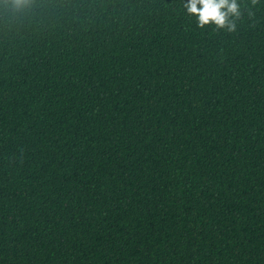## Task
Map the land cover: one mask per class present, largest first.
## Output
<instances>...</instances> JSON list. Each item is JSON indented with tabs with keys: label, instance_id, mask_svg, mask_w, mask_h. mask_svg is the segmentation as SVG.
<instances>
[{
	"label": "trees",
	"instance_id": "obj_1",
	"mask_svg": "<svg viewBox=\"0 0 264 264\" xmlns=\"http://www.w3.org/2000/svg\"><path fill=\"white\" fill-rule=\"evenodd\" d=\"M0 0V264H264V0Z\"/></svg>",
	"mask_w": 264,
	"mask_h": 264
},
{
	"label": "clouds",
	"instance_id": "obj_2",
	"mask_svg": "<svg viewBox=\"0 0 264 264\" xmlns=\"http://www.w3.org/2000/svg\"><path fill=\"white\" fill-rule=\"evenodd\" d=\"M258 0H251L254 6ZM20 8L28 0H12ZM186 14L194 17L198 28L212 26L215 30L224 29L228 32L236 30V21L241 18V6L237 0H187L183 4Z\"/></svg>",
	"mask_w": 264,
	"mask_h": 264
}]
</instances>
